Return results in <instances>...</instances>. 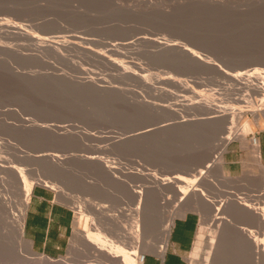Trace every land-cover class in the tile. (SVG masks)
<instances>
[{"label": "rangeland", "instance_id": "374dc122", "mask_svg": "<svg viewBox=\"0 0 264 264\" xmlns=\"http://www.w3.org/2000/svg\"><path fill=\"white\" fill-rule=\"evenodd\" d=\"M56 39L67 44L58 45ZM173 44H185L202 62L188 54L189 59L186 52L164 50ZM123 68L137 76L122 74ZM238 72H261L262 78L240 83L234 78ZM214 109H223L232 121L228 126H232L233 137L220 163L212 159L227 127L219 123L221 120L216 123L211 119L216 114ZM261 129L264 0H0V264H28L24 260L30 256L26 250L30 241L24 234L21 256L14 255V250V254L6 251L15 240L25 179L35 182L33 188L49 189L57 201L69 204L74 211L69 243L59 256L39 253L30 242L32 251L54 260L52 264L59 259L68 264H93L96 258V264H129L114 253L113 245L133 253L121 240L122 231H126L122 223L129 225L128 217L135 213L141 198L135 193L144 187L146 193H158L152 195H158L154 201L163 210L173 209L177 203L178 216L195 211L200 221L204 211H210V217L217 212L227 216L224 205L218 208L221 203H231L232 198L233 202L242 198L240 201L251 206L260 203L263 209L264 198L254 194L264 163L261 158L262 165L254 160L251 139ZM240 132H248L246 140L236 137ZM209 159L214 170L204 166ZM230 160L236 161L232 168ZM5 161L13 162L22 172L13 175L4 167ZM202 167L206 179L199 177ZM195 176L199 177L196 183ZM128 187L132 192L126 191ZM186 191L187 198L180 203ZM129 192L134 195L133 203ZM195 196L202 198L203 210L192 201ZM76 203L83 204L87 217L94 214L90 210L96 204L106 206V217L121 216L107 217L105 222L102 215L86 219L78 214ZM240 216L227 217H233L235 223ZM161 218L156 227L162 225L165 218ZM91 221L97 227L100 223L101 235L108 238L110 234L109 243L115 241L110 244L113 253L109 244L107 250L97 251L102 249L92 238L98 228ZM107 221L110 226L101 225ZM238 222L233 227L241 233L248 221L242 225ZM259 231L252 227L248 232L260 236ZM234 232L232 237H238ZM155 236L152 233L150 238ZM194 244L185 253L187 264H198L190 259L194 253L204 258L199 253H204L205 246L201 247L204 251L200 249L203 252L196 253ZM77 248L88 255H77ZM99 252H106V256ZM155 252L150 247L138 251L146 257ZM235 254L233 258L238 256L241 264L240 254ZM203 258L200 264H204ZM233 258L230 256V264ZM80 259L83 262L73 261ZM214 263L211 260L209 264Z\"/></svg>", "mask_w": 264, "mask_h": 264}, {"label": "bare ground", "instance_id": "6f19581e", "mask_svg": "<svg viewBox=\"0 0 264 264\" xmlns=\"http://www.w3.org/2000/svg\"><path fill=\"white\" fill-rule=\"evenodd\" d=\"M197 0H195V2H196ZM200 1H205V0H200ZM207 1V0H206ZM202 3V2H201ZM205 3V2H204ZM261 3V2H260ZM218 4V3H217ZM220 5V4H219ZM256 5V4H255ZM259 5H261V4H259ZM144 38V37H143ZM145 39V38H144ZM44 40V39H43ZM57 40V39H56ZM62 40V41H61ZM59 39V40H57L56 41V43L58 44V45H61V46H63V45H65V44H67V42L66 41H63V39ZM148 40H149V38H148ZM49 41V40H48ZM53 42V41H52ZM44 44V43H43ZM169 44V43H168ZM184 45L185 44H183V46H181V44H179V45H176V44H173V45H169L168 47H164L165 49L164 50H177V51H181L182 53L183 52H186L187 53V56H188V54L190 55V56H193V59L195 58V59H197V55L194 53V51L193 50H191V49H187V48H185L184 47ZM166 46V45H165ZM188 46V45H187ZM50 47V46H49ZM54 48V47H53ZM163 48V47H162ZM86 50V49H85ZM161 51V50H160ZM177 51H175V52H177ZM98 53V52H97ZM103 54V53H102ZM101 54V55H102ZM170 54H173L172 52L170 53ZM185 54V53H184ZM100 55V54H99ZM100 55V56H101ZM99 56V57H100ZM104 56V55H103ZM183 56V55H182ZM105 58H106V56H104ZM104 57H102V58H104ZM180 57H181V55H180ZM101 58V57H100ZM104 58V59H105ZM162 58V57H161ZM182 58H184V57H182ZM187 58V57H186ZM188 58H189V56H188ZM190 59V58H189ZM193 59H191V61L193 60ZM178 60V59H177ZM197 60H199V58L197 59ZM180 61V60H179ZM200 61V60H199ZM185 62V61H184ZM193 62H194V60H193ZM197 62V61H196ZM200 62H202V61H200ZM207 64V63H206ZM123 70L124 71H122L123 73L122 74H125V75H127V76H137L136 75V72L135 71H131V70H126L125 68H123ZM145 71V70H144ZM252 72V71H251ZM254 72V71H253ZM261 72H260V74L258 73V72H255V73H250V74H243L242 72H238V73H236V74H234V78L238 81V82H240V83H243V82H251L252 81V79H254V80H259V78H262L261 76ZM121 78V77H120ZM138 79V78H137ZM122 81V80H121ZM129 82V81H128ZM144 82V81H143ZM142 83V82H141ZM138 85V84H137ZM119 88H117V90H118ZM121 90V89H120ZM119 90V91H120ZM125 91V90H124ZM230 93V92H229ZM119 94H121V93H119ZM123 94V93H122ZM125 94V93H124ZM123 96V95H122ZM126 97V96H125ZM116 98V97H115ZM123 99H124V97H122ZM130 98V97H129ZM119 99V98H118ZM126 99H127V97H126ZM119 101V100H118ZM132 101V100H131ZM117 103V102H116ZM125 102H123V104H124ZM127 103V102H126ZM130 103V102H129ZM121 104V103H120ZM131 104V103H130ZM133 104H134V102H133ZM191 105V104H190ZM189 105V106H190ZM194 106V105H193ZM128 107H130V106H128ZM196 107V106H195ZM190 109V108H189ZM188 109V110H189ZM202 110V109H201ZM211 110V111H210ZM221 110H223V109H221ZM219 111L218 109H214V112L216 113L215 115H212L210 118L213 120L214 119V121H216V123H218L220 120V124L221 125H223V126H225V127H227V130H224L223 131V133H224V136H221L220 137V139H219V141H218V144H217V147L215 148L216 149V154H215V156H214V158L215 159H212V161H214L215 163H220V160H221V158H222V153H223V150H224V148H225V146H226V144H227V142L233 137H231V132H232V126H228V124H230L232 121H230L231 120V118H230V114H228L226 111ZM187 111V110H186ZM195 111V110H194ZM208 111H210V112H212V109H208ZM202 112H203V110H202ZM198 114V113H197ZM201 114V113H200ZM207 115V114H206ZM205 117V116H204ZM203 118V117H202ZM206 118V117H205ZM229 118H230V120H229ZM185 119H186V117H185ZM195 119V118H194ZM208 119V118H207ZM210 119V120H211ZM189 120V119H188ZM209 120V119H208ZM218 121V122H217ZM231 125H232V123H231ZM240 136V138L242 137V138H244L245 140L247 139L246 137L248 136V132H240L239 134L237 133L236 134V137H238V136ZM249 139V138H248ZM250 144V143H249ZM253 144V145H252ZM251 145H252V148L254 147V149H252L253 150V153H254V160L259 164V165H262V163H260V155H259V149L257 148V142L255 143V142H253ZM213 154V155H214ZM211 158V157H210ZM97 160H98V158H97ZM210 160V159H209ZM98 161H101V159L100 160H98ZM97 161V162H98ZM207 162V164H204V166L206 167V169L207 168H209L210 170L212 169V168H210V166H211V160L210 161H205V163ZM212 164H213V162H212ZM214 165L215 164H213L212 166H213V168H214ZM4 167L7 169V170H9L13 175H15V176H18L19 175V173H18V171H20V170H18V168L13 164V162H10V161H5V164H4ZM205 167H202L201 169H200V171L198 172V174L200 175H198L199 177H201V176H204L205 178H203V179H206V177L207 176H205V173H206V171L204 170V168ZM20 169V168H19ZM208 169V170H209ZM215 169V168H214ZM214 169H212V170H214ZM218 170L219 171H221V172H223L222 171V166H218ZM142 171V170H141ZM140 171V172H141ZM144 171V170H143ZM20 172H22V170L20 171ZM211 172H213V171H211ZM210 171H209V173H211ZM207 174V173H206ZM217 174V173H216ZM221 175L223 174V173H220ZM213 175V174H212ZM217 175H219V174H217ZM113 176H115V175H113ZM196 177L195 176V183L198 181V178L199 177ZM214 176V175H213ZM223 176V175H222ZM202 178V177H201ZM200 178V179H201ZM199 179V180H200ZM226 179V178H225ZM230 178H228L227 177V179L226 180H229ZM41 180V179H40ZM202 180V179H201ZM231 180V179H230ZM203 181V180H202ZM34 183L35 182H30L28 179H25V182H24V187H23V193H22V195H23V198H22V200H21V203H20V207L18 208V220H16L17 221V223H16V225H15V231H14V233H13V237H14V241H13V244H11V245H9V247L10 248H12V251H11V249L9 248V249H7L6 251H10V252H12L13 254H14V252H15V254L14 255H18L19 254V251H20V249L22 248L20 245L22 244V242L24 241V237H23V233H24V224H25V214H26V208H27V206H28V202H29V199H30V195H31V192H32V189H33V186H34ZM121 183H124V182H121ZM124 184H126V183H124ZM127 185H129L128 183H127ZM52 186V185H51ZM130 186V185H129ZM157 187H159L158 185H156ZM206 186V185H205ZM211 186H214L213 185V183H212V185ZM256 186L259 188V189H257L256 190V193L254 194L255 196H257V194L259 195V197L261 196V197H263L264 198V167H263V171H262V174H261V177H260V180H259V183H257L256 184ZM120 187V186H119ZM131 187V186H130ZM137 187V186H136ZM215 187V186H214ZM213 187V188H214ZM62 188V187H61ZM129 188V187H128ZM147 188V187H146ZM150 188V187H149ZM155 189H156V191H158L157 190V188L156 187H154ZM153 188V189H154ZM57 189H59V188H57ZM152 189V190H153ZM130 190V192H132V188L130 189H128V190H126V191H129ZM143 190V189H142ZM150 190V189H149ZM117 191V190H116ZM125 191V192H126ZM139 191H141V190H139ZM145 191V192H144ZM146 191H147V189L145 190V187H144V190L143 191H141L140 193L138 192V191H136V193H135V195H138V196H140L139 198H140V201H138L139 202V204H138V206H136L137 207V209H136V207H135V213L133 214V215H131L130 217H128L129 218V220H130V222L127 220V219H123L124 218V216H123V221L124 220H127L128 221V223H129V225H124V223L125 222H123V221H121L120 219H119V221L118 222H123L122 224H123V226L126 228V231L124 232V231H122V230H125L124 228H122L121 227V225H119L120 223H118L117 222V225L118 226H120L121 228H122V233L124 232V235L121 233V236H123V239H121V240H124V246H125V248H127V246H129L130 248L129 249H132L133 250V253H128V252H125L124 250H122V248H120V247H118V245H117V243H115V241H113V242H111V243H113L114 245V251L112 250L113 249V246H111L110 244L111 243H109L108 242V239H109V241H111V239L112 238H110L109 236H110V234L108 235L107 233H106V236L108 235V238L107 237H105L104 235H101L102 234V232H98V230H100L98 227H99V224L100 223H98V227L96 226V225H94V222L93 221H95V220H93V221H91L92 223V226L94 225L95 227V229H97V231H93V234H94V238H92L93 240H94V242L93 243H95V245L98 247V248H101L102 250H98L97 249V251H103V249H104V251L105 250H107V246H109V247H111V250H110V248L108 247V249L112 252H114L117 256H121V258H123L122 260L124 261L125 259L127 260L126 261V263H128V262H130L129 264H131V262L133 263V264H143L142 263V260H141V256L139 255V253H138V251H139V249H141V251L143 250V249H146V248H148V247H150V248H152V249H154L157 253H160V254H163L164 252H165V250L167 249V247H168V244H169V239H170V234H171V231H172V228H173V226H174V221H175V218L179 215V211H178V209H179V204H177V203H175V205H174V207H173V209H170V210H163V208H161V205H159L156 201H154L155 199H154V195H152V193L153 192H155L154 190H153V192L151 193V192H149V193H146ZM188 191V190H187ZM184 192L183 193V195H182V197H180L179 198V201H180V203L183 201V200H185L187 197V195H188V192ZM118 192V191H117ZM129 192V193H130ZM59 193H61V191L59 192ZM121 193V192H120ZM128 193V194H129ZM139 193V194H138ZM156 193V192H155ZM237 193V192H236ZM235 193V197H234V199H237L236 197L237 196H239V194L240 193H237L236 194ZM123 194H126V193H124L123 192ZM131 194V193H130ZM129 194V199H127L128 198V196L125 198V199H127V201L129 200V201H131L132 200V198H131V196H132V194L130 195ZM134 194V193H133ZM156 194H158V193H156ZM234 194V193H233ZM242 194V193H241ZM241 194H240V196H241ZM63 195H64V193H63ZM120 195H122V194H120ZM127 195V194H126ZM200 195H201V197H207V195H205V193H200ZM203 195V196H202ZM232 195V194H231ZM237 195V196H236ZM243 195H244V193H243ZM253 195V194H252ZM251 195V196H252ZM158 195H156V197H157ZM245 196H247V195H245ZM248 196H250V195H248ZM66 197V196H65ZM70 197V196H69ZM121 197V196H120ZM119 197V198H120ZM124 197V196H123ZM133 197V199H134V195L132 196ZM136 197V196H135ZM155 197V198H156ZM186 197V198H185ZM201 197H194L193 198V200L192 201H194V204H195V206L200 210V209H202L203 210V208H201L200 207V202H202L201 201ZM203 197V198H204ZM241 197H243V196H241ZM68 198V197H67ZM73 198V197H72ZM144 199V201H141V199ZM230 198H231V196H230ZM229 198V199H230ZM239 198V197H238ZM250 198V197H249ZM252 198H254V197H252ZM252 198H250V199H252ZM122 199V198H121ZM240 199H242V198H240ZM240 199H239V201L237 202L236 200H235V202H233L232 200H233V198L232 199H230V201H231V203L228 201V202H225L226 203V205L224 204V203H219L220 205H219V210H221V209H223V205H224V208H226V211H224V209H223V214L226 212L228 215L227 216H232V215H235V217L237 216H239V215H241L240 217H244V218H242V219H247V221L248 222H246V223H244V225L243 226H245L246 225V227L247 228H243L242 229V231H241V233L239 232L238 233V231H237V229H234V224H236V222H240L241 220H238V219H240V217L238 218V219H236L235 217V219L237 220L235 223H233V221H235V220H233V217L231 218V217H227V216H222L219 212H217V213H219V214H212L213 216L212 217H210L209 216V213H210V211H204V212H202V217H201V221H200V223H201V225H200V227L198 228V231H197V234H196V237H195V241H194V243L196 244H194V246H195V248H194V252H200V251H202L203 249L201 248V247H203V246H205L204 247V253H199V254H204V258H203V256L201 257V255H198V256H196L197 254H195L194 253V255H192L191 256V261L193 262V263H195V262H197L198 264H200V262H201V260H202V258H203V263L204 264H209L210 263V261L211 260H213V262H215L214 264H217V263H221V264H226V262L228 263L229 261H230V256L233 258L234 256H232V254H235V253H239L240 255H239V259L241 260V264H264V208L262 209V207H260L259 205H260V203H259V205H249V204H247L246 202H244V201H240ZM247 199V198H246ZM245 199V200H246ZM261 199V198H260ZM67 200H69V198L67 199ZM123 200V199H122ZM135 200H137L136 198H135ZM238 200V199H237ZM249 200V199H248ZM253 200V199H252ZM251 200V201H252ZM263 200V199H262ZM134 201V200H133ZM258 201V200H257ZM256 201V202H257ZM260 201V200H259ZM203 202H205L204 200H203ZM255 202V201H254ZM74 203V202H73ZM80 203V202H79ZM130 203H133L132 201L130 202ZM248 203H250V200L248 201ZM82 204V203H81ZM85 204V203H84ZM134 204H137V203H134ZM203 204V203H202ZM263 204H264V201H263ZM75 205V204H74ZM87 205H89V204H87ZM203 205H206V204H203ZM105 206V205H104ZM104 206H102V204H96L93 208H92V211L90 210V212H92V213H94V214H91V216L93 215V216H99V215H102L103 217L105 216V215H107L108 214V211H107V214H105L104 212H105V210H106V208H104ZM130 206H131V204H130ZM264 206V205H263ZM76 207H77V210H78V214H80V216L81 215H85L84 213V208H82L83 207V204H82V206H80L79 204H77L76 203ZM85 207H86V205H85ZM106 207V206H105ZM162 207H164V206H162ZM108 208V207H107ZM134 208V207H133ZM105 209V210H104ZM119 209V208H118ZM127 209V208H126ZM123 211H124V209H122ZM131 210V209H130ZM128 211H129V207H128ZM132 211H133V209H132ZM132 211H129V213H131ZM117 212V211H116ZM119 212H120V210L118 211V214H119ZM126 211H124V213H125ZM222 212V211H221ZM121 213H122V211H121ZM120 213V214H121ZM133 213V212H132ZM161 213L163 214V215H161ZM225 213V214H226ZM88 214V213H87ZM116 214V213H115ZM114 214V215H115ZM117 214V215H118ZM123 214V213H122ZM89 215V214H88ZM112 215H113V213H112ZM126 215H127V213H126ZM130 214H128V216H129ZM159 215H161V217L163 216L165 219H164V221H163V223H162V218L161 217H159ZM217 215H219V216H217ZM79 216V215H78ZM91 216H89V217H87L86 215H85V217H87L86 219H91ZM92 216V217H93ZM101 216V217H102ZM111 215H109V216H107L108 218L110 217ZM119 217L121 216V215H118ZM82 217V216H81ZM101 217H100V219H101ZM106 217V216H105ZM104 217V222H105V219H107V217L105 218ZM112 217V219H113V217H116V215L115 216H111ZM118 217V218H119ZM161 218V223H162V225L161 226H157L156 227V223L159 221V218ZM98 218V217H97ZM117 217H116V219H118ZM229 218H231L232 220H230ZM80 219V218H79ZM92 219H94V217L92 218ZM111 219V220H112ZM116 219H114V220H116ZM245 219V220H246ZM82 220H85V219H82ZM245 220H242L240 223H241V225L243 224V222H245ZM98 221V220H97ZM102 221H103V219H102ZM89 222V221H88ZM96 222V221H95ZM108 222L109 221H107V223H103V224H101V225H105V224H108ZM116 222V221H115ZM238 222V223H239ZM111 223V222H110ZM127 223V222H126ZM237 223V224H238ZM96 224V223H95ZM112 224V223H111ZM114 224V223H113ZM113 224H112V226H113ZM85 225V224H84ZM109 225V224H108ZM116 225V226H117ZM159 225V224H158ZM239 225V224H238ZM110 226V225H109ZM115 226V225H114ZM154 226H155V228H154ZM97 227V228H96ZM119 227V229H121ZM128 227V228H127ZM152 227L154 228V229H152ZM233 227V228H232ZM241 227V226H240ZM252 227H257L258 228V230H261V231H259L260 233H261V235L260 236H258L257 234H255V235H251V233H249L248 231H249V228H252ZM93 228V227H92ZM93 228V229H94ZM104 228V227H103ZM107 227H105V229H106ZM158 228V229H157ZM234 229V230H236L235 232H237L238 233V235L234 232V230L233 231H231L232 229ZM242 228V227H241ZM112 229H114V228H112ZM112 229H110L111 230V232H112ZM117 229V228H116ZM115 229V230H116ZM118 229V230H119ZM239 229V228H238ZM102 230H104V229H102ZM208 230H210V233L208 232ZM250 230H252V229H250ZM254 230V229H253ZM252 230V231H253ZM105 231V230H104ZM120 232V231H119ZM209 234H208V233ZM231 232L233 233L234 232V235L235 236H238V237H235V238H233L234 236H233V234H231ZM251 232V231H250ZM254 232H256V231H254ZM258 232V233H259ZM99 233V234H98ZM105 233V232H104ZM113 234H114V231L112 232ZM117 233V232H116ZM152 233H153V235L155 234L156 236V238H154V239H151L150 237H151V235H152ZM157 233V234H156ZM253 233V232H252ZM120 234V233H119ZM117 235H118V233H117ZM113 236V235H112ZM233 236V237H232ZM13 237H11V239H13ZM114 237V236H113ZM117 238H118V236H117ZM120 238V237H119ZM233 240H232V239ZM10 239V240H11ZM92 239H89V241H91ZM235 239V240H234ZM120 240V239H119ZM118 240V241H119ZM2 242V241H1ZM11 243H12V240L10 241ZM123 241H121V243H122ZM8 243V242H7ZM91 243V242H90ZM27 245H26V250L28 251V253H29V255L31 256H29V258L27 257V258H25V262L26 263H28V264H52V263H50V261L52 260V259H50V260H48L49 259V257H44V255H39V253H37V252H34V251H32V249H31V244H30V242H28V243H26ZM87 244V243H86ZM109 244V245H108ZM123 244V243H122ZM121 244V245H122ZM81 245V244H80ZM90 245V244H89ZM91 245H92V243H91ZM116 245V246H115ZM5 246H7V245H4V247ZM88 246V245H87ZM96 246H94V244H93V246H92V248L93 247H95V249L93 250V252L94 251H96ZM21 247V248H20ZM77 247V246H76ZM75 247V248H76ZM236 248V250H234L233 251V248ZM83 247H82V245H81V249H82ZM143 248V249H142ZM206 248H208V250H206ZM83 249H85V250H87V248H86V246H84V248ZM82 249V250H83ZM89 249V248H88ZM90 249H91V247H90ZM89 249V250H90ZM200 249H202V250H200ZM13 250H14V252H13ZM78 250V251H77ZM77 250H76V254L78 253V252H80V250L77 248ZM109 250H108V253H109ZM127 250V249H126ZM200 250V251H199ZM135 251V252H134ZM202 251V252H203ZM21 252V251H20ZM92 252V251H91ZM112 252V253H113ZM193 252V251H192ZM82 253H84V252H80V254L79 255H81V256H84V255H82ZM86 253V252H85ZM84 253V254H85ZM100 253V252H99ZM105 253L106 252H102V253H100V254H102V256H106L105 255ZM108 253H107V255H108ZM21 254V253H20ZM19 254V255H20ZM87 254V253H86ZM94 254V253H93ZM99 254V255H100ZM104 254V255H103ZM78 255V254H77ZM88 255V254H87ZM98 255V256H99ZM109 255H110V253H109ZM115 255V256H116ZM235 255H238V254H235ZM21 256V255H20ZM20 256H18V257H20ZM101 256V255H100ZM112 256V255H111ZM113 256H114V254H113ZM241 256V257H240ZM17 257V256H16ZM17 257V258H18ZM75 257V256H74ZM73 257V258H74ZM237 259H238V256H235ZM51 258V257H50ZM89 258V257H88ZM100 258V257H99ZM98 258V259H99ZM104 258V257H103ZM118 258V257H117ZM121 258H120V260H121ZM132 258H134V260L132 259ZM236 258H233V260H236L237 261V263H238V260L236 259ZM97 259V258H96ZM95 259V261L94 262H92L93 264L97 261ZM107 259V258H106ZM110 259V258H109ZM116 259V258H115ZM119 259V258H118ZM56 260V259H55ZM86 260V259H85ZM128 260H131V261H128ZM233 260H231V264L234 262ZM54 260H52V262H53ZM58 261V260H57ZM56 261V262H57ZM73 261H75V262H77V263H81V262H83L81 259L80 260H73ZM72 261V262H73ZM56 262H54V264L56 263ZM58 264L59 263H61V264H68L67 262H66V260L65 259H59V261L57 262ZM56 263V264H57ZM235 264H237L236 262H234ZM69 264H70V262H69ZM85 264V263H84ZM91 264V263H90ZM96 264V263H95ZM229 264H230V262H229ZM238 264H240V263H238Z\"/></svg>", "mask_w": 264, "mask_h": 264}, {"label": "crops", "instance_id": "0c3cea01", "mask_svg": "<svg viewBox=\"0 0 264 264\" xmlns=\"http://www.w3.org/2000/svg\"><path fill=\"white\" fill-rule=\"evenodd\" d=\"M253 136L257 137V148L264 163V129ZM235 162L230 160L229 167ZM73 220L74 211L69 204L57 201L49 189L35 186L26 208L23 234L37 252L59 256L68 246ZM199 223L200 217L195 211L176 217L167 249L163 254H149L145 264H187L185 253L193 246Z\"/></svg>", "mask_w": 264, "mask_h": 264}, {"label": "built area", "instance_id": "2783aa9c", "mask_svg": "<svg viewBox=\"0 0 264 264\" xmlns=\"http://www.w3.org/2000/svg\"><path fill=\"white\" fill-rule=\"evenodd\" d=\"M252 141L256 143V142H257V137H256V136H253V137H252ZM145 258H146V255L143 254V255L141 256L142 263H144Z\"/></svg>", "mask_w": 264, "mask_h": 264}]
</instances>
